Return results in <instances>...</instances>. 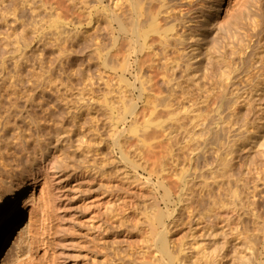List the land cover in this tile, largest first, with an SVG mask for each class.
<instances>
[{
    "label": "rangeland",
    "instance_id": "rangeland-1",
    "mask_svg": "<svg viewBox=\"0 0 264 264\" xmlns=\"http://www.w3.org/2000/svg\"><path fill=\"white\" fill-rule=\"evenodd\" d=\"M115 1L117 0H0V120L8 114L23 113L21 117L23 119L22 121L19 119V122L24 124L29 122L27 118L25 121L24 117L28 116V113L35 112L38 118L42 119L43 128L46 126L45 122H48L44 128L46 133L52 132V129L61 125V122H64L68 130L73 131L71 140L59 147L61 152L59 151L58 154L60 153V157L62 155V162L58 163L61 166L58 164L50 170V173L54 174V184L51 186L54 190L52 204L45 206L44 197L36 196L38 198H34L33 204L37 206L33 213L30 211L31 207H23L22 202L26 194L32 190V182L27 190L18 195L20 201L17 204V210L22 216L14 228L13 236L0 250V264H37L42 261L46 263L47 260L52 264H217V258L223 255L225 257H221L222 261L218 260L221 264H255L254 262L257 263L258 259L263 260L264 240L261 239L263 235L259 232L260 238L256 239L255 236L256 240L254 242L252 239L250 246L253 224L250 223L249 218L247 219L242 204L248 205L251 195V201L257 200L255 202L259 205L257 208L260 210L258 211L262 215L264 213V96L260 101L250 102L252 105L243 104L240 110L237 109V112L240 111L237 113L240 118L238 117L235 121V126L243 128L244 130H241L243 132L247 128L246 125H249L251 132L248 129L249 133H247L246 129V133L239 135L240 132L237 134L238 131H233L234 135L233 132H227L228 128L224 131L225 133L219 131L218 134H226L233 138L229 140L227 136L218 137L221 138L220 144L221 140L227 141L228 139V142H225L227 149H221L218 142L217 145H220V148L215 147L216 143L211 144L212 140L208 134L203 133L204 135L201 134L202 141L205 138V140L210 139L211 147L207 143V149H204V145L203 149L206 152L200 151L201 155L192 153L193 146L196 147L199 140L201 143L199 135H197V142L193 139V142L191 141L193 144L189 143L191 148L188 146V149L192 151H190L192 154L189 152L190 154L187 153L189 154L187 155L176 151L177 154L179 153L177 157L168 160L167 138L164 139L163 147L155 144L157 141L150 140L153 146L157 145L156 148L154 147L157 150L152 152L149 148L152 143H148V139L147 142L143 140L144 137L140 136L143 141H139V137H136L140 132L144 135L145 128L149 133L157 129L158 125L155 128L153 123L147 130L145 125L148 117L152 121L161 119L160 122L154 124L161 123L164 126L160 134L168 132V128H171L168 125L177 127V122L181 123L180 121L185 118L183 115H178L182 119L179 120L177 116L178 121L169 120L168 108L161 114L156 113L149 116L151 115L149 111L146 112L142 108L144 107L143 102L139 104L141 108H139V114L145 112L142 113L143 116L140 114L135 117L134 114H128L127 107L130 104L128 98H130L131 89L129 83L135 82L134 75L137 74L135 60L131 59L133 66L131 74L133 75L129 72H121L120 68L116 73L112 67L108 68L103 65L96 46L101 53L107 52L113 46V31L107 26L109 22L106 20L107 13L108 15L113 14L111 12L113 8L115 11L121 10L126 28L123 35L130 37L127 40L123 38L122 46L118 45V48L120 46L123 50L120 48L110 50L115 57H119L123 51L122 54H125L130 45L135 46V39L147 27L149 28V22L146 23L144 18L137 16L139 0H119L121 8L115 6ZM159 1H151L152 5L149 3L150 0L149 2L141 0L140 3L145 2L144 7L147 6L148 11L152 6L151 11L155 12L161 6ZM219 1L221 6L223 5L221 12L223 16L228 12L233 15L245 10L244 13L248 17L257 14L254 11L259 12L260 6L264 7V0ZM260 13L262 14L261 11ZM137 17L138 21L142 20V24L146 23L144 24L146 26L143 25L138 32L134 33L133 22H137ZM165 22L167 21L160 19L159 24L166 27ZM114 24L115 28H119L117 22L114 21ZM117 31L119 35V29ZM150 34L148 42L153 43L154 40H159L158 34ZM214 41L211 37L210 42ZM223 42L222 39L221 43ZM116 50H119V54ZM117 57L112 59L117 61ZM114 60L111 61L114 62ZM145 66L149 69L147 64H142V69H138L143 70V73L146 72L144 76L148 78L151 70L147 72ZM159 68L161 73L166 70L165 66L161 68V64L157 69ZM160 72L159 76L162 77ZM117 74L120 76L126 74L125 80L127 82L129 79L130 82H124L125 80H121ZM90 82L95 85V87L90 85L94 89L92 95L91 92L88 94ZM158 83L156 87L159 84L162 85V91L168 96L167 84ZM246 84L247 82L242 79L235 85L242 89L248 87ZM160 86L159 88L162 89ZM155 89L157 91V88ZM179 92L180 90H178V95L181 94ZM125 94L128 95V101ZM138 94L137 91V97ZM15 104L19 106L14 107ZM87 104L91 106H86ZM173 104L172 109L176 110L171 109L172 112L177 111L175 105L179 102H173ZM68 105L72 110H77L76 117L74 115L70 117ZM209 107L203 108L206 111ZM212 107L210 114L211 109L215 108L214 112L218 109L217 104L214 108ZM79 109L81 112H78ZM223 109L220 108L221 111L218 112L225 114ZM49 110L58 112L55 118V124L58 123V125L52 126L53 128L49 127L52 121L49 122L44 117V113ZM213 113L212 115L216 117L223 115ZM225 115H223L226 118L224 120L229 121L230 118L227 117L229 115L227 113ZM44 119H46L45 122ZM259 124L263 125L259 126ZM178 131L179 129L177 133ZM182 131L184 132V130L179 131V137H183L182 134L180 136ZM44 137L45 135H42V138ZM180 139L182 144V138ZM141 141L148 145L144 146ZM230 141H235L234 147L230 148L231 152L228 148ZM181 144L178 143L180 147L183 145ZM174 148L177 150V147ZM218 151L219 159L217 158ZM185 155L186 157L193 155L190 158L197 159V161L188 157V161H192L189 163ZM197 156L198 158L202 156V158L199 160ZM205 163L208 165L206 166ZM209 163L213 164L212 167ZM208 166L212 170L216 167L222 171L214 168L218 172L214 175L216 172L213 173L214 170L209 169L212 174L208 171ZM195 168L205 177L199 178L198 172L195 173ZM193 171L194 175H191ZM187 180L188 183L190 181L191 189L197 188V192L194 188L189 192L190 195L186 194L191 198L194 194L192 192H195L194 200L190 201L186 200L189 198L182 190L183 187L185 188L183 183ZM209 182H214L216 185ZM204 184L209 188L208 190H211V192L208 191L210 194L205 193L207 189L203 190L206 188ZM199 192L205 193L204 196H198ZM7 194L9 196L11 193ZM181 196L186 199L183 201ZM222 203L230 209H223L220 206ZM187 204L190 205V211L186 208ZM229 216L230 219H228ZM172 221L176 224L174 225ZM168 225L173 227H168ZM164 234L170 240L168 242L169 255L164 252L161 243ZM256 241L257 244H261L258 246L256 244L254 247L258 250L249 251V249L253 250L252 246ZM219 244L223 245L221 252L218 249ZM197 246L202 248L198 247L197 251ZM216 251L220 252L221 256H218ZM255 251L258 255L255 253L257 257L255 254L253 256L255 255L257 260L252 256V252ZM260 251L263 256H260L262 255ZM209 254L211 256L217 254L218 257L214 255L216 258L214 256L213 258L216 260L211 261ZM251 260L252 263H250Z\"/></svg>",
    "mask_w": 264,
    "mask_h": 264
},
{
    "label": "bare ground",
    "instance_id": "bare-ground-1",
    "mask_svg": "<svg viewBox=\"0 0 264 264\" xmlns=\"http://www.w3.org/2000/svg\"><path fill=\"white\" fill-rule=\"evenodd\" d=\"M112 1H114V0H112ZM118 1L119 0L115 1L114 4H115V6H118V8H119L120 4ZM143 1L144 0H142V2ZM145 1L149 2V0H145ZM151 1H154V0H150V2H149L150 4H151ZM138 2H139V4H138ZM138 2H137V5H139V12H137V16L140 15V18L141 17L144 18L146 20V23L149 22V28L147 27V29L144 30L142 32V34H139V36H137V38L135 39V46H133V44L130 45L127 49L128 51L125 54H122L124 51L123 52L121 51L122 53L121 52L120 53L122 55L120 54L119 57L116 56L117 61H115L112 58H116V57L112 55L113 53L111 54L110 50L112 48H114V49L118 48V45L122 46L121 40H124L123 38H125V40H127L130 37L127 35H123L124 34L123 31L125 32L126 28H125V24H124V21L122 18V13L120 12L121 10L115 11V9L113 8V11H111V12H113V14L110 13L111 15L110 14L108 15V13L106 12L107 13V15L105 14L107 16L106 20H108V22H109L108 23L109 25H107V26H109L110 27L109 29H111L113 31V38H112L113 46L107 52L104 51V53H101V50H99L96 46V50L99 54V59L102 61L104 66H106V67L108 66V68L112 67L114 69V72L116 70V73H117L118 68H120L119 70H122L121 72H123V73L129 72L130 75H133V74H131V70L133 68L131 59L135 60L134 62H135V65L137 67V74L134 75L135 76L134 77L135 82L132 83V81L131 82L128 81L129 79H127V82H126V80H125L126 77H124L126 74L122 75V76L117 74V75H119V77H121V80H123V81L125 80L124 82H126V83L130 82L131 83V84L129 83V85L131 86V89H130V98H128L130 104H129V107H127L128 109L126 108L128 114L129 113L134 114L135 117L137 115L140 116V114H142L143 112L142 113L140 112V114H139V108H140L139 104L143 102L144 107H142V106L141 107L144 108L146 110V112L149 111V113L151 114L149 116H152L156 113L161 114L162 112H165V110L168 108L169 120H175V121L177 120L178 121V119L179 120L182 119V117L179 118V116L183 115L184 118L188 121L187 122L185 119H183L184 122H182L183 120L180 121L181 123L177 122L179 124L178 125L176 123L177 127L172 126V125L171 126L168 125V127H171V128H168V132H165V134L168 133V135L165 136V134H160L162 132V129L164 128V126L161 125V123L154 125L155 122L158 123V121L160 122L161 119H159L157 121H154V119H153V121H154L153 122L152 119L146 115L149 118L147 120L146 125H145V127H147V130H148V127H151L150 124H153V123H154L153 124L154 127L155 126L157 127V125H158V127H157V129L151 128L152 130L153 129L154 130L150 133H149V131H146V128H145L144 129L145 131H143V133L145 132L144 135H142V132H140L141 134L137 132L138 136H136V137H139L138 138L139 141L143 139V138L140 139V136H142V137H144L143 140L147 141V139H148V141H149V142L147 141L148 143H150V142L152 143V141H150V140L157 141L156 143L155 142L154 143L159 145V147H163V143H165L164 141L167 138L166 142H168V160H170V159H175V157H177L176 155H178L179 153L177 154L176 151H178L180 153L182 152L184 154L189 153L191 151L188 149V146H190L189 143L193 139H195L194 141H196V140L198 141L197 135H199V138L201 139L202 135H204L203 133H206V135L208 134V136L212 140V143H211L210 139L205 140L206 138L203 137L205 139H203V141L201 139L202 144L199 142L200 141L199 140L198 142L196 141L198 143V144H196V147L192 145L193 146V149H192L193 152L192 151L191 152L192 153L195 152L196 155H198V154L201 155L200 151L203 150L204 152H206L204 150V149H207L206 145H208L209 143H211V144L216 143V145H217V142L220 144V139L222 138L221 136H227L226 134L225 135L224 134H222V135L218 134L220 130L223 133H225L224 131L228 128V131H227L228 133H232L233 131H238L237 134H239V132H240L239 135H241V133L243 134V132H245L246 129H247V133L251 132L249 125H246L247 128L245 129V131L242 132L241 130H244V129L242 128V126H241L242 129H240V127L235 126V124H236L235 121L239 117V116H237V113L240 112V111L237 112L238 108L240 110V107H242L243 104L246 105V104H249L250 102L253 103L257 100L260 101L261 99H263L262 97L264 96V7L260 6L259 12H258V10H255L256 12L254 11V13H257V14L250 15L251 14V12H250V14H249L250 16L247 17L244 13L245 10H241L240 12L238 11V12L234 13L233 15L229 14V12H228V14L226 13L223 16L221 13L223 5L221 6V4H220L221 2L219 0H160L159 2H161V6L155 12L151 11V8H152L151 5L153 3L151 5L149 4L151 6V8H149V11H148V9H147L148 7L146 6L147 3L145 5L146 7H144L145 2L140 3L141 0H139ZM109 5H110V3H109ZM120 8H121V6H120ZM105 9H104V13L106 11ZM228 9L229 8L227 7V10ZM251 10H252V8H251ZM260 11L262 12V14L260 13ZM160 19L167 21V22H165L166 27L161 26L159 24ZM145 20H143V21H145ZM114 21L117 22L119 28H115ZM146 23H144V24H146ZM144 24H142V20L138 21V17H137V22L136 21L133 22V32L134 33L138 32V30H140V28L143 27ZM144 26H146V25H144ZM117 29H119V32H120L119 35H117V32H118ZM150 33L158 34L160 36L159 40L155 41L154 40L155 38H154L153 39L154 42L152 41L153 43L148 42L149 41L148 38L151 35ZM211 37H213L215 40L213 43L210 42ZM222 39L224 40L223 44L221 43ZM219 45H221V46H219ZM120 46H119V48H120ZM157 46H159V47H157ZM121 49L123 50V48H120V50ZM17 51H19V50H17ZM117 52L119 54V50ZM114 54L116 55L117 53H114ZM111 60H114V62ZM142 64H144V65L147 64V67L149 68V69H147L145 66V68L148 70V71L146 70L147 72H150V70H151V72H150L151 75L149 74L148 78H147V76H146V78L144 76V74L146 72L143 73V70L139 71V69H142L144 67V66H142V68H141ZM160 64H161V68H162V66H163V68L165 66V69H166L162 73L160 72V68H159V70L157 69ZM89 66H90V64H89ZM115 68H117V69H115ZM145 68H144V70H145ZM156 70H157V72L158 71L160 72V75L162 77L159 76V72L157 73ZM123 73H121V74H123ZM147 75H148V73H147ZM122 78H124V79H122ZM157 78H161V79H163V81L161 79H157ZM101 79H103V78H101ZM242 79H244L247 82L249 88L246 87V88L241 89L235 85L237 83V81H240ZM157 80L161 81L162 84L165 83L164 85L167 84L168 96L165 95L164 92L162 91L163 90L162 85H161L162 89L159 88V86H160L159 83H161V82L158 81L159 82L158 83ZM147 81L149 82L151 87L149 86ZM92 83L90 82L88 87H90V85H92ZM108 83H106V84L108 85ZM157 83L159 84L158 87H156ZM92 86L95 87V85H92ZM127 86H128V84H127ZM155 88H157L158 92L155 91L156 90ZM160 89H161V91H159ZM89 90H88L89 91L88 94L91 92L90 94L92 95L94 92L93 87H90ZM178 90H180V92H179V93H181L180 95H178ZM137 91L139 92L138 97L136 96ZM127 94H129V93H127ZM91 95H90V97H92ZM125 96H126V94H125ZM127 96H126V100H127ZM90 97H88V98H90ZM123 97H124V95H123ZM29 99H31V97ZM90 99L92 100V98H90ZM95 99H93V100H95ZM175 101L176 102L178 101L179 104L178 105L176 104L177 106L175 105V107L177 108V111L172 112V110H176V109H172V107L174 106L173 102L176 103ZM27 103H30V102H27ZM91 104L94 105L93 103H91ZM91 104H87L86 106H88V105L91 106ZM216 104L218 107V109H216L217 112L221 111L220 108L223 109L225 107L223 110L225 111V114L227 113V115H229V116H227L230 118L229 121H225L226 118H224V116H226V115L224 113H222V112L217 113V112L213 111V110H215L214 107L216 106ZM30 105H31V103H30ZM251 105H248V106H251ZM17 106H19V105L15 104L14 107H17ZM69 107L70 106L68 105V108ZM169 107H170V109H169ZM203 107H205V108L209 107L208 109H206V111H208V112H206ZM211 107L214 108L213 110L211 109L212 113L214 112L215 114L217 113L218 115L220 113V115L223 114L224 116L222 115L223 117L222 116L216 117V115L213 116L212 113L210 114L209 111H210ZM8 110L10 111V109H8ZM18 110L19 109H17V111ZM71 110L72 109L69 108V114L71 115L70 117H73V115H74V117H76L78 114L77 110L76 111L75 110L71 111ZM145 110L142 109V111H145ZM20 112H22V111H20ZM28 112L29 111L27 110V113ZM78 112H81V110L79 109ZM33 113H35V112H33ZM33 113H28L27 114L28 116L24 117L25 121H26V118L28 119L27 122L29 121L28 123L25 122L26 125H24L25 123L20 124V122H19V119H21L20 121H22V119H23V118H21L24 115L23 113L22 114H20V113H18V114L17 113L16 114L6 113L8 115L7 116L4 115L5 117H3L0 120V250H2L3 246L11 239V237L14 234L13 233L14 228H15L16 224H18L19 220L21 219L22 215H21L20 211L17 210V204L20 201L18 199V195L21 192H24L25 190H27V187L30 186V182H32V184H33V186L31 187L32 190L30 193L26 194V196L22 202L23 207L24 208L31 207L30 211H31V213H33L34 212L33 210H36L35 208L37 206V204H36V206H35V203L33 204V200L36 196H39V197L43 196L44 197V198L43 197H41V198H43V201H44L43 203H45V206L46 205L49 206V204H52V199L54 200V198H53L54 197V190L52 189L53 187H51V186H53V184H54V178H53L54 174L52 175L50 173V170L55 168L59 164L58 162H62V160H61L62 155L60 157V155H59L60 153L58 154L59 151L61 152L59 147L62 145L64 146V144L67 143V141L71 140L72 133H73V131L68 130V128L66 126H64V122L63 123L61 122V125H59L56 129H52V132L46 133L44 131V128H46V126L48 124V122H45L46 119L49 120V122L52 121V123L49 127L53 128L52 126L56 125L55 124L56 123L55 118L57 116L56 114L58 113V112H56V110L55 111L49 110L48 112L44 113L45 115L43 114L44 117L46 118V119H44V122L46 123V126L44 128H43L44 125H42V123H41L42 119L38 118V114H36V113L33 114ZM203 113H206V114H203ZM208 113L210 115H207ZM143 114H142V116H143ZM204 115H206V116L204 117ZM177 116H178V119H177ZM236 116H237V118H236ZM44 117L42 116V118H44ZM169 122L173 123L171 121H169ZM225 122H227L228 125ZM224 124H226V125H224ZM57 125H58V123H57ZM173 125H175V123ZM261 125H263V124H259V126H261ZM33 126H37V127L35 128ZM186 126H188V127H186ZM243 127H244V125H243ZM177 129H179V131L184 130V132L182 131L183 133H180V136L183 135V137H179V131L177 133ZM248 129H249V132H248ZM47 130H48V128H47ZM166 130H167V128H166ZM221 131H220V133H221ZM232 134H234V132ZM42 135H45V137L42 138ZM234 135H233V137H234ZM161 137L162 138L165 137V138L162 139ZM218 137H221V138H218ZM227 137H229V140L232 138L231 136H227ZM160 138H161V140H160ZM180 138H182V144L183 145L179 141V140H181ZM183 139H184V143H183ZM223 139L225 140V137ZM142 141H141V143H143ZM225 142L227 143L228 139H227V141L221 140V144H220L221 149L222 148L227 149V147H225ZM230 142L228 143L229 150H230V148H233L234 147L233 144H235L232 141L231 142L232 145H231ZM178 143L181 144L182 147H180V145H178ZM146 144L143 143L144 146L148 145V144L147 145ZM211 144H209V147H211L210 146ZM222 144H224L223 145L224 147H222ZM153 145L154 144L152 143V146L150 145L149 148L152 152H155L157 150V149H155L157 147V145H155V146H153ZM204 145H205V148H204ZM216 145L214 144L215 147L220 148V145H217V146ZM214 146L212 148H214ZM174 147H177V150ZM194 147H195V149H194ZM189 148H191V146ZM185 149H188L189 151L186 150L183 152V150H185ZM209 149L210 148H208V150ZM221 149H220V152H221ZM231 151L232 150H230V152ZM204 152H202V153H204ZM217 153H218L217 154V158H218L219 157V151ZM189 154H187V155H189ZM204 154L202 156H204ZM196 155H195V157H196ZM192 156L190 155V156L186 157V155H185V157H186L185 159L188 161V159ZM202 156L200 158H202ZM198 157L199 156H197V158ZM200 158H198V159L200 160ZM221 159H222V155H221ZM191 160H195V159L192 158ZM195 161H197V159ZM188 162L190 163L192 161L189 160ZM225 163H226V161H225ZM205 165L207 166L208 164L205 163ZM210 165L211 164L209 163V166ZM212 165H211V167H212ZM217 165H218V162H217ZM226 165H223V166L225 167ZM59 166H61V165L59 164ZM209 166L207 168H208V171L211 172L212 168H209ZM220 167L222 168L221 165H220ZM214 168L216 170H218L216 167H213V170H214V171L212 170L213 173L216 172ZM209 169H211V170H209ZM219 170L222 171V169H219ZM196 171L197 170L195 168V173H196ZM225 171L226 170H224V172ZM199 172L197 173V175H199L198 176L199 178L205 177V175L203 176V175H201V172L200 173ZM168 174L170 175V172ZM216 174H218V172H216L214 175H216ZM169 175H168V179L170 177ZM191 175H194V171ZM200 175H201V177H200ZM263 176H264V174H263ZM216 177L217 176H215V178ZM195 178H197V177H195ZM195 178H194V180H196ZM263 178H261V181ZM183 179H181V180H183ZM197 180H198V178H197ZM259 180H260V178H259ZM211 183L216 185L214 182H211ZM183 184L185 185V188L183 187L182 190L185 192V196H188L186 194L190 195L191 193H189V192L194 190L195 187L193 189H191L192 186L190 185V181L188 183V180ZM206 184H208V182ZM214 185H213V187H214ZM210 186H212V185H210ZM256 186H258V185H256ZM204 187H206V188H203V190L207 189L205 192L206 194L208 191L211 192V190H208L209 188L206 185ZM213 187H211L212 191H213ZM196 189L197 188H195V191L197 192ZM198 190L200 191V188H198ZM252 190H254V189H252ZM184 192L182 193V195L184 194ZM210 192H208V193L210 194ZM254 192L255 191H253V193ZM7 193H9V194L11 193V194L8 196ZM193 193L195 194V192H192V194ZM194 194L191 195V198H190V196H188L187 198H189V199H186V198H184V199H186L187 201H190L191 199L194 200V197H195ZM204 194L202 192V194L200 193L199 195L198 194L197 195L198 196H200V195L204 196ZM198 196H196V197H198ZM260 196H261V194H260ZM250 197H251V195H250ZM250 197L248 199V201H249L248 205L246 203L242 204V208L245 210V213L247 215V219L249 218L250 223L253 224L252 228L254 230L253 229L251 230V232H252L251 237L252 238L250 239V241L252 239H254L255 236H256V239L258 237L260 238V236L258 235L259 232L263 235L261 239L264 240V238H263L264 237V213L262 215L260 213V211H258L259 208H257V207L259 205H257L255 202L257 200L251 201L252 197L251 198ZM254 197L255 196H253V199H255ZM36 198H38V197H36ZM256 198H257V196H256ZM181 199L184 201L182 196H181ZM37 201H39V200H37ZM215 201H217V200H215ZM217 202H215V203H217ZM241 202L242 201H240V203ZM188 203H190V202H188ZM218 203H217V205H218ZM259 203L261 204V200ZM185 204H186V202H185ZM42 205H44V204H42ZM220 206H222L223 209L224 208L230 209L228 207H225V205L223 203ZM194 207L195 206H192V208H194ZM213 207H214V205H213ZM186 208L189 209V211H190V205L189 204H187ZM192 208H191V212H192ZM215 208H216V206H215ZM217 208L219 209V207H217ZM195 209H196V207H195ZM193 211H195V210H193ZM2 213H4V214L2 215ZM172 213H175V212H172ZM230 218L231 217L229 216L228 219H230ZM172 223H173V221H172ZM175 224H176V222H175ZM169 226L170 225H168V227ZM171 228H169V229H171ZM249 238H250V236H249ZM256 239H254L253 241L255 242ZM169 241H170L169 237H167V235L165 236V234H164L162 237L161 243H162V247H163L164 252L166 254L168 253V255L170 254L169 245H168ZM224 241L226 242L225 239H224ZM253 241H251L250 246H251ZM217 243H216V245H217ZM256 244H257V241L255 244L253 243V245H254V246H252L253 250L249 249V251H254V249L257 251L258 249L254 248V247H256ZM258 245H261V244H257V246ZM221 246H223V245H221ZM221 246L219 244V247H221ZM198 247H200V246H197V248H196L197 251H198ZM219 247H218L219 251H220V249L223 251V247H221V248H219ZM200 248H202V247H200ZM199 250H202V249H199ZM256 251L254 253L252 252V256H253V254L256 253ZM261 251H260V253H261ZM216 252L218 253V256H221V255H219L221 251L220 252L216 251ZM263 254L260 256H263ZM190 255L192 256V254H190ZM214 255H216V257H218L217 254H214ZM255 255L253 256V258L255 257ZM257 255H256V257H257ZM209 256H211V255L209 254ZM213 256H211V259H210L211 261H212V259L216 260L213 258ZM252 256H250V258ZM208 257H207V260H208ZM221 257L224 258L225 255H223ZM221 257L220 258L218 257L217 259L220 260ZM222 259H221V261H222ZM218 260H217V262H218L217 264H221ZM256 260H257V258H256ZM253 261H254V259H253ZM208 262H209V260H208ZM7 263H9V262H7ZM41 263L42 264H52V262H48V260L46 263L44 261H42V262H39L37 264H41ZM172 263H174L173 260H172ZM250 263H252V260ZM254 263L255 264H264V259L261 261H260V259H258L257 263H256V261ZM213 264H216V263H213Z\"/></svg>",
    "mask_w": 264,
    "mask_h": 264
}]
</instances>
